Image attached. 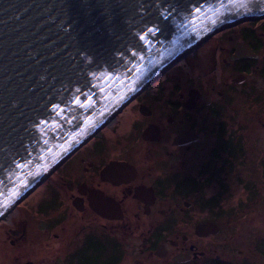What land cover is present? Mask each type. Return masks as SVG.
Segmentation results:
<instances>
[{"label": "flooded vegetation", "instance_id": "1", "mask_svg": "<svg viewBox=\"0 0 264 264\" xmlns=\"http://www.w3.org/2000/svg\"><path fill=\"white\" fill-rule=\"evenodd\" d=\"M249 21L193 58L211 78L172 64L8 210L0 264H264V24Z\"/></svg>", "mask_w": 264, "mask_h": 264}, {"label": "water", "instance_id": "2", "mask_svg": "<svg viewBox=\"0 0 264 264\" xmlns=\"http://www.w3.org/2000/svg\"><path fill=\"white\" fill-rule=\"evenodd\" d=\"M259 19L264 0H0V218L188 51Z\"/></svg>", "mask_w": 264, "mask_h": 264}, {"label": "rangeland", "instance_id": "3", "mask_svg": "<svg viewBox=\"0 0 264 264\" xmlns=\"http://www.w3.org/2000/svg\"><path fill=\"white\" fill-rule=\"evenodd\" d=\"M251 24L250 21H243V22H240L238 24H235L233 26H231L232 28L234 27H238V28H243V27H248L249 25ZM254 24V27L258 30V26L261 27L262 24H264V19H259L257 20V23H253ZM211 37V36H210ZM210 37H208L206 40H204L202 43H200L198 46L192 48L190 51H188L179 61L180 62H175L174 65H172L173 67V71L170 72L171 74L172 73H175L177 70L179 71L180 70V67L182 66V60L185 59V64L183 63V65H185V67H190V72H189V76L193 75L195 76V79H190V82L193 80V81H196L197 80V77L201 76V75H204L203 76V80L204 79H207V78H211L209 77L206 73L208 71L207 68H203V64H199L200 60L199 59H193L194 57H199V56H202L205 52L204 50L206 49H209L208 47H213V45L216 43L217 39L216 37L214 38H211L210 41H208L210 39ZM206 46V47H205ZM205 47V48H204ZM202 48V49H201ZM204 48V49H203ZM201 49V51H200ZM203 53V54H202ZM181 63V65L179 64ZM177 66V67H176ZM207 69V70H206ZM168 73V75L170 74ZM170 74V75H171ZM169 75V76H170ZM186 73H185V78L187 79L186 77ZM191 78V77H190ZM189 82V83H190ZM38 194H35L33 195L32 197H30V199L26 200L25 201V204H29V203H33L36 198H37Z\"/></svg>", "mask_w": 264, "mask_h": 264}, {"label": "snow or ice", "instance_id": "4", "mask_svg": "<svg viewBox=\"0 0 264 264\" xmlns=\"http://www.w3.org/2000/svg\"><path fill=\"white\" fill-rule=\"evenodd\" d=\"M169 11H170V9H169ZM163 19H164V20H167V19H169V17L165 15V16L163 17ZM152 23L157 25L155 31L158 32V31L161 30L160 27H159L158 22L153 21ZM146 28H147V26H146ZM147 31H148V34H152L154 30H153L152 28H147ZM144 38H145V37H143V36L141 37V39H144ZM75 102H76L77 104H79V101H78V100L75 101ZM62 111H63V109H61V112H62ZM58 115H59V113H58ZM45 143H47V141H45Z\"/></svg>", "mask_w": 264, "mask_h": 264}]
</instances>
